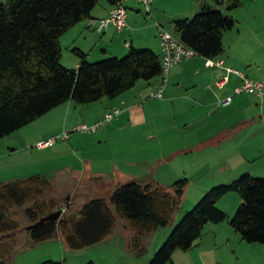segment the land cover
<instances>
[{
  "label": "rangeland",
  "instance_id": "374dc122",
  "mask_svg": "<svg viewBox=\"0 0 264 264\" xmlns=\"http://www.w3.org/2000/svg\"><path fill=\"white\" fill-rule=\"evenodd\" d=\"M196 1L182 0L181 3L185 6ZM6 2L0 0V3ZM240 2L241 6L231 15L236 25L227 32L225 46L228 48L237 42L235 52L243 59L242 63L247 64V67L243 64L241 66L251 71L258 68L264 72V0ZM134 4V1H130L126 7L130 8ZM203 5L228 15V4L225 2L221 5L216 0L202 2L201 7L190 10L179 19H170L179 7L174 0H154L152 11L153 15L156 9L166 15L163 26L175 34L173 22L192 20ZM131 12L134 11L129 10ZM141 12L146 16L143 8ZM67 48V45L63 46L64 58L61 64L68 69H75V61L79 58ZM124 56L126 54L113 57ZM204 61L199 55L193 60L200 76L209 71L204 67ZM160 79L156 77L153 83L156 84ZM151 85L154 84L141 80L131 92L132 96L138 92L142 94L137 100L144 105L147 117L146 122L137 127H132V123L126 121L125 115L120 113L96 132H75L69 140H57L56 149L64 150L55 152L54 148H49L40 152L35 144L37 139L53 127L46 123L49 116H44L0 140V154L8 150V147L16 150L12 156L0 159V182L43 174L52 183L53 191L48 198L57 201L60 208L56 211L61 209L63 213L67 211L68 214H77L91 200L104 198L116 217L114 234L106 243L80 251L71 250L64 244V253L59 244L61 242H54L59 239L53 240V243L47 242L52 244L41 243L34 247L27 230L32 225L26 214L31 205L16 207L10 211L11 219L18 223L16 235L11 238L0 236V244L13 240L7 264H41L47 260L61 264H86L90 261L96 264H149L184 216L210 189L229 185L246 174L264 179V160L257 159L259 149L256 148L260 144V150H264V113L239 124L238 128L226 129L223 126L234 122L228 113L220 115L217 109L214 113L202 110L195 117L191 108L193 105L189 101L179 99L173 104L166 97L150 98V91L154 88ZM252 96L256 97H245ZM165 101L167 103L163 104ZM73 107L81 109L82 106L75 103ZM66 109L64 105L51 115L61 118L67 114L68 126L75 127L84 121L90 123L81 119L79 112H67ZM114 110L109 109L108 112ZM210 135L215 137L205 141ZM24 139L31 140V145L26 149H22ZM183 179H187L188 183L171 224L147 238L144 243L146 253L142 258H137L128 247L135 231L127 220L118 216L110 202L113 192L121 185L140 182L174 193L175 183ZM241 204L242 199L236 192L221 198L217 207L226 213L227 219L219 224L209 223L193 248L176 251L168 264H248L250 261L253 264H264V245L246 243L230 225ZM253 247H261L263 250L254 251Z\"/></svg>",
  "mask_w": 264,
  "mask_h": 264
},
{
  "label": "trees",
  "instance_id": "16d2710c",
  "mask_svg": "<svg viewBox=\"0 0 264 264\" xmlns=\"http://www.w3.org/2000/svg\"><path fill=\"white\" fill-rule=\"evenodd\" d=\"M101 0H7L0 3V140L23 129L58 106L73 101L91 104L103 98L115 99L137 82L151 81L162 74L161 57L151 48L130 46L123 58L111 57L90 62L80 49L72 52L80 59L77 69L61 64L62 36L78 23L92 19ZM112 6L121 0H104ZM241 6L229 0L227 9ZM236 21L218 9L203 5L192 19L178 20L173 29L179 39L206 59L224 52L223 36ZM188 180L175 183V192L151 184L130 182L113 192L110 202L118 216L135 231L130 250L137 257L146 253L144 243L156 231L171 224L180 208ZM50 180L41 174L10 182H0V236L16 235L18 223L10 211L27 204L31 224L59 207L53 198ZM230 192L242 199L230 225L248 244L264 245V179L243 175L229 185L210 189L176 226L149 264H168L176 251H188L202 237L209 223L227 219L217 202ZM60 208V207H59ZM116 222L108 201L93 199L77 214L62 213L56 222H46L29 232L34 244L59 237L74 251L103 242ZM13 249V240L0 244V264ZM41 264H61L47 260ZM86 264H96L90 261Z\"/></svg>",
  "mask_w": 264,
  "mask_h": 264
},
{
  "label": "crops",
  "instance_id": "0c3cea01",
  "mask_svg": "<svg viewBox=\"0 0 264 264\" xmlns=\"http://www.w3.org/2000/svg\"><path fill=\"white\" fill-rule=\"evenodd\" d=\"M130 1H134L136 5L135 4L131 5L130 8L126 7V4L129 3ZM174 1L178 3L179 7L177 8L176 12L170 16V19L181 18L184 14L188 13L190 10L193 11V9L201 7L202 2H205L207 0H197L194 3H190L185 6L182 5L181 3L182 0H174ZM216 1L218 4L222 5L225 2L228 4L229 0H225L222 2L220 0H216ZM125 7L127 9V27L122 31L118 32L114 26L110 25L105 31L100 33L96 31L95 26H89L88 20H86L78 23L76 26H74L72 29H70L67 33H65L62 36L61 38L62 48L64 45H67L68 47L67 49L69 50L71 49V52L74 48H78L87 55V60L90 62L107 59L113 56L125 55L128 53L130 46H134L136 48H142V47L151 48L157 55L161 57L162 46H161V39L159 37V30L157 24H160L163 28H165L163 25L166 22L165 17L167 16L161 14V11L158 9L155 10L153 15L152 10L154 8L152 5L150 8V12H148L146 8L136 0H129L125 2ZM142 8L145 10L147 18L144 15V13L141 12ZM111 9H112L111 4H109L107 1L101 0L93 10L92 19L106 18L109 15ZM236 9L231 11L227 9L228 15L231 16L233 14V11H235ZM129 10H133L134 12L129 13ZM227 32H225L223 36V47H224L223 54L217 58H213L215 61L222 60L223 61L222 66L208 68L205 65L207 59L200 56L202 59L205 60L203 64L204 67L206 68V70H209L206 72L205 75L200 76V72L196 70L195 67L196 63L194 64L193 62L195 57L186 60L171 70L168 77L167 85L165 86L163 92V98L166 97L173 104H175V101L177 102L179 99L189 101L193 105L191 108L195 112L194 114L195 117H198V114L202 112V110L205 112L212 111V113H214L217 109V111L220 112L219 113L220 115L228 113L229 116H231V118L233 117L232 119L234 120V122H228L227 126L226 125L223 126L226 129L230 127L238 128L239 124L249 122L250 120H252V118L255 119L256 117L264 113V93L262 96L254 95L256 97L253 96L245 97L247 95H252L248 93L235 95V90L242 83V79L239 75L235 73H229L228 69L238 71L254 80H260L264 78V72H262V70H259L258 68L254 69L253 71H251V69L243 68L245 66L247 67V64L246 63L243 64L244 63L243 59L239 57L235 52L236 51L235 46L237 42H234L235 44L234 45L231 44L228 48L225 46V39L227 36ZM63 58H64V52L61 61H63ZM242 64L245 66H241ZM79 65H80V60L78 59V61H75L74 68L77 69ZM211 69H215V71H211ZM225 77H228V82L222 88H218L217 83L223 80ZM154 80L155 78L150 81L152 82V84H154L151 85L154 86V88H152L150 91V98H154L152 97V93H157L162 86V79H160L156 84L153 83ZM137 84L134 86V88L137 86ZM134 88L123 93L122 95H120L115 99L103 98L102 100L91 104L80 105L82 106L81 109H78V107H73V104H75V102L73 101H68L58 106L57 108L60 107L62 108V106L65 105L67 106L66 109L67 112H71L72 110L74 112H79L82 117L81 119L90 122V123H86V121L83 122L88 125H93L95 123L102 121L103 119L101 120V118L105 117L109 109L110 110L119 109L120 111H122L120 113H123L125 115V120L131 122L132 127H137L138 125L146 122L147 117H146L144 105L138 102L137 100L138 96L142 94L138 92L137 94L135 93L133 96L131 95V92L132 90H134ZM176 93H180V94L183 93V94L178 96L175 95ZM228 97H232L231 104L228 106H223L222 102ZM166 103L167 102L165 101L163 104ZM57 108L53 109L48 114L44 115V116H49L47 117L48 120L46 121V123L52 124L53 127L49 132L43 134L41 136L42 138L39 137L37 139L35 143L36 145L37 143L52 138L56 135H59L64 131L71 130V128L74 126V125L68 126L69 116L67 114H65L61 118L57 117V115H51V113L57 110ZM203 128L201 129V131L203 130ZM234 133L235 132H233L232 134V138L234 137L233 136ZM214 137L215 136L210 135L207 136L204 140L208 141ZM30 141L31 140L24 139V146H22V149H26L27 147H29V145H31L29 144ZM252 145H255V143H253ZM260 147H261L260 144L256 146V148L259 149V156L257 158L259 159V161L264 160V150H260ZM49 148H54L55 152L64 150V148L56 149V144ZM49 148L46 149L37 148V149L40 152H42L48 150ZM15 153L16 150L14 149L12 150V148L8 147V150L0 154V159L2 157L4 158L10 157ZM114 229L112 234L108 236L103 242L94 246H99L106 243L113 236ZM155 233H152L148 238L153 236V234ZM58 239L60 241H54V242H61L59 244H61V249L65 253L64 244L66 243L62 238L61 233L57 238V240ZM47 242L53 243V240ZM47 242H43L42 244H52ZM130 244L131 241L129 242V246H128L129 251L131 252ZM33 246L36 247L37 244H34ZM253 250L260 251L263 249L261 247H253ZM131 253L134 254L133 252ZM142 257H137V258H142ZM248 264H253V262L250 261Z\"/></svg>",
  "mask_w": 264,
  "mask_h": 264
},
{
  "label": "built area",
  "instance_id": "2783aa9c",
  "mask_svg": "<svg viewBox=\"0 0 264 264\" xmlns=\"http://www.w3.org/2000/svg\"><path fill=\"white\" fill-rule=\"evenodd\" d=\"M129 0H121L117 4L112 6V9L109 15L106 18L102 19H89L88 25L95 26L96 31L102 33L110 25L114 26L115 29L120 32L127 27V9L125 7V2ZM141 3L148 12H150L151 5L154 0H136ZM159 30V37L161 39L162 46V56H161V67H162V86L157 93H152V97L162 99L164 88L167 85L168 77L173 68L180 65L182 62L189 60L193 57H196L198 54L192 48L186 46L178 36L167 31L160 24H157ZM222 60L207 59L206 67L214 68L222 66ZM229 73H235L239 75L242 79V83L235 90V95L248 93L256 96H262L264 93V78L260 80L251 79L244 74L228 69ZM228 82V77H225L223 80L217 83L218 88H222ZM232 102V97H228L222 102L223 106H228ZM119 109H115L112 112L106 113L104 120L95 123L93 125H88L85 123L76 125L71 130L64 131L63 133L49 138L47 140L37 143V148L46 149L52 147L56 144L57 140H69L70 135L75 132H96L101 126L106 125L107 123L114 120L120 114Z\"/></svg>",
  "mask_w": 264,
  "mask_h": 264
},
{
  "label": "water",
  "instance_id": "95a60500",
  "mask_svg": "<svg viewBox=\"0 0 264 264\" xmlns=\"http://www.w3.org/2000/svg\"><path fill=\"white\" fill-rule=\"evenodd\" d=\"M62 213H63V211L61 209H58L57 211H55V212H53V213L41 218L37 223L32 224V225H30L27 228L28 233L31 230L35 229L36 227L45 224L46 222H56V221H58L60 219V217L62 216Z\"/></svg>",
  "mask_w": 264,
  "mask_h": 264
}]
</instances>
